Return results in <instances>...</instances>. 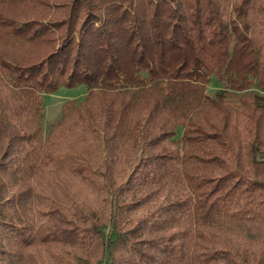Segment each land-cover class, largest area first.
<instances>
[{"label":"trees","instance_id":"obj_1","mask_svg":"<svg viewBox=\"0 0 264 264\" xmlns=\"http://www.w3.org/2000/svg\"><path fill=\"white\" fill-rule=\"evenodd\" d=\"M102 263L264 264V0H0V264Z\"/></svg>","mask_w":264,"mask_h":264},{"label":"rangeland","instance_id":"obj_2","mask_svg":"<svg viewBox=\"0 0 264 264\" xmlns=\"http://www.w3.org/2000/svg\"><path fill=\"white\" fill-rule=\"evenodd\" d=\"M219 89L220 85L213 80L207 88V93L213 94V92ZM84 90L85 89L82 85L76 86L74 88L61 87L52 94H46L44 96H41V102L43 107V116L41 120L43 137L47 136L51 125L60 118L62 104L67 100L82 99L85 94ZM258 159L259 158H257V160Z\"/></svg>","mask_w":264,"mask_h":264}]
</instances>
